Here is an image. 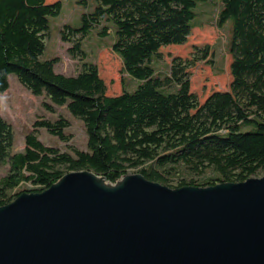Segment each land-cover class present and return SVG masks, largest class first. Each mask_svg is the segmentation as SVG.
Returning <instances> with one entry per match:
<instances>
[{
	"label": "trees",
	"instance_id": "trees-1",
	"mask_svg": "<svg viewBox=\"0 0 264 264\" xmlns=\"http://www.w3.org/2000/svg\"><path fill=\"white\" fill-rule=\"evenodd\" d=\"M208 1L92 0L74 24L65 23L64 39H71L66 29L84 37L96 26L102 35L112 27L111 46L137 83H123L120 93L108 94L96 62L85 60L79 72L66 74L57 71L56 55L42 57L61 0H0V94L14 73L32 93L66 104L87 134L85 150L61 152L30 133L24 149L12 152L14 130L0 112V161L10 162L0 178V205L25 190L47 188L70 170L91 169L115 182L127 167H139L147 178L169 186L172 170L204 175L182 176L171 186L178 187L242 181L264 168V0H220L217 22H230L233 54L228 90H215L200 104L183 60L173 58L167 71L153 64L162 46L187 41L201 22L199 5ZM81 45L75 41L70 51L85 53ZM36 124L68 138L67 118ZM28 181L35 186L27 187Z\"/></svg>",
	"mask_w": 264,
	"mask_h": 264
},
{
	"label": "water",
	"instance_id": "water-1",
	"mask_svg": "<svg viewBox=\"0 0 264 264\" xmlns=\"http://www.w3.org/2000/svg\"><path fill=\"white\" fill-rule=\"evenodd\" d=\"M0 264H264V175L171 187L67 171L0 205Z\"/></svg>",
	"mask_w": 264,
	"mask_h": 264
},
{
	"label": "rangeland",
	"instance_id": "rangeland-1",
	"mask_svg": "<svg viewBox=\"0 0 264 264\" xmlns=\"http://www.w3.org/2000/svg\"><path fill=\"white\" fill-rule=\"evenodd\" d=\"M52 2L56 0H46ZM62 9L60 14L51 19V28L46 40V48L43 58L56 55L57 71L66 74L79 72L85 60H92L98 64L99 72L107 85L108 94L120 93L123 83L131 87L137 81L123 71V62L112 46V27L107 33H99L101 26L94 27L89 34L81 37V33H68V38H62V29L65 23H75L79 15L86 12L92 6V0H61ZM220 0H209L198 7L200 24L191 29L185 43H171L160 48L159 57L153 60L158 71H167L173 58L183 60L187 65V71L191 82V91L195 92L200 104L215 90H228L232 81L231 62L233 54L228 50L230 35V22L218 24ZM82 42L85 53H72L70 47L75 41ZM188 63V64H187ZM0 112L11 123L14 130V146L12 152L21 151L26 145V135L33 133L46 145L56 146L61 152H73V149H87V134L83 121L73 116L66 104L58 105L45 94L36 95L23 85L16 74H10V87L0 94ZM262 113V111H259ZM60 117L69 120V126L64 130L68 136L66 140L52 134L45 126L36 124L39 121H54ZM60 169L67 171L66 165H59ZM139 167H127V173L138 172ZM10 170L9 161H0V178ZM181 176L172 170L167 183L176 186L182 176L185 178H203L202 174H190L186 169ZM264 168L252 176H263ZM201 180V179H199ZM201 182V181H200ZM27 187L35 186L28 181ZM24 187L13 189L18 191ZM15 198V197H14ZM13 198V199H14ZM12 199V200H13Z\"/></svg>",
	"mask_w": 264,
	"mask_h": 264
}]
</instances>
